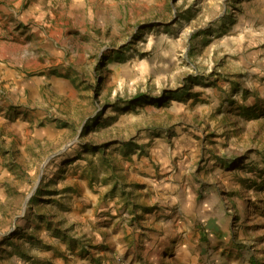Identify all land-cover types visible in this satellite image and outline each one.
I'll return each mask as SVG.
<instances>
[{"label":"rangeland","instance_id":"374dc122","mask_svg":"<svg viewBox=\"0 0 264 264\" xmlns=\"http://www.w3.org/2000/svg\"><path fill=\"white\" fill-rule=\"evenodd\" d=\"M117 234L264 264V0H0V264Z\"/></svg>","mask_w":264,"mask_h":264},{"label":"crops","instance_id":"0c3cea01","mask_svg":"<svg viewBox=\"0 0 264 264\" xmlns=\"http://www.w3.org/2000/svg\"><path fill=\"white\" fill-rule=\"evenodd\" d=\"M113 237H115V242H116V245H118V249H117V252L114 254H100V258H97L95 259L94 261H96L97 263L95 264H129V262H134L132 264H135L136 260H135V257H133L132 255H128V257L126 259L125 258V255L123 254L121 247L123 244L121 243V241L119 240L120 239V236L117 234V235H114ZM221 243H219L218 245V242L216 240H212L210 242V246L209 247H214V248H211V249H208V253L212 252L214 254V257H210L208 260H207V263L206 264H247V263H244L242 262L241 259H239L240 257H238L237 254H234L233 253L231 255H228L227 253L228 252H224V254H221V248L218 247L217 249H215V247L218 245L220 246ZM163 248V246H160V248L154 246L153 249H152V257L149 258V259H152L154 260V262L160 260L161 256L163 254L160 253V250ZM198 250L196 254H200L201 253V244L199 243V245H197L196 248L193 249V252H195V250ZM233 250V249H231ZM230 250V252H232ZM147 251V250H146ZM176 250H174L175 252ZM206 251V250H205ZM235 251V250H234ZM236 253V251H235ZM175 254V253H173ZM174 258H176V260L174 259V264H179V261H181V258H180V255L179 254H176L174 255ZM121 260H123L125 263H123ZM53 264H90L89 263V260L84 258V256L82 255H77V254H72V255H65V258H56L54 260V263Z\"/></svg>","mask_w":264,"mask_h":264},{"label":"water","instance_id":"95a60500","mask_svg":"<svg viewBox=\"0 0 264 264\" xmlns=\"http://www.w3.org/2000/svg\"><path fill=\"white\" fill-rule=\"evenodd\" d=\"M71 142H72V141H70L69 143H67L66 145H64V146H63L60 150H58L57 152H55V153H53V154H50V155L46 158L45 162H46L50 157H52L54 154H56V153L62 151L63 149H65V148H66ZM43 164H44V163H43ZM39 177H40V176H39ZM36 186H37V183L34 185L32 191L30 192V194L25 198V200H24V204H25V202L28 200V198L30 197V195L34 192ZM24 204H23V205H24Z\"/></svg>","mask_w":264,"mask_h":264},{"label":"trees","instance_id":"16d2710c","mask_svg":"<svg viewBox=\"0 0 264 264\" xmlns=\"http://www.w3.org/2000/svg\"><path fill=\"white\" fill-rule=\"evenodd\" d=\"M159 103H160V101H159Z\"/></svg>","mask_w":264,"mask_h":264}]
</instances>
